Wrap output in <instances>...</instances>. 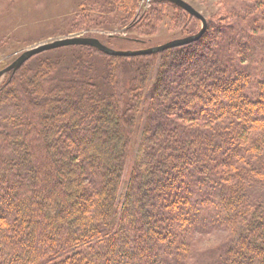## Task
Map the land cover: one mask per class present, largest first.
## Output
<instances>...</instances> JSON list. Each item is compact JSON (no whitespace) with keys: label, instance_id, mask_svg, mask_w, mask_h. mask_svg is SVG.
<instances>
[{"label":"trees","instance_id":"obj_1","mask_svg":"<svg viewBox=\"0 0 264 264\" xmlns=\"http://www.w3.org/2000/svg\"><path fill=\"white\" fill-rule=\"evenodd\" d=\"M112 1L120 2L130 16L140 3ZM150 2L154 9H172L184 19L197 20L173 4ZM205 20L207 29L197 42L155 55L107 57L113 64L107 67L114 79L111 89L118 85L114 76L123 61H142V77L135 75L127 89L119 83L120 92L109 89L110 97L119 99L111 112L102 106L93 83L69 79L56 85L53 75H43L50 72L44 68L30 77L29 62L4 76L0 264H264V202L256 201L255 192H247L240 182L228 187L227 177L211 166L200 171L203 157L234 165L245 156L240 152L245 146L244 160L253 161L246 162L254 174L248 182L259 184L264 178V128H259L264 124V78L250 73V63L244 61L262 41L257 29L246 34L233 23ZM191 25H182L187 35L181 39L200 32ZM227 34L235 35L228 39ZM78 47L92 56L105 55L88 46L70 48ZM254 86L257 92H251ZM75 87L88 92L72 99ZM141 98L148 103L146 122L151 124L145 125L139 164L132 168L118 208L126 166L123 150L130 149L136 116L141 117L130 100ZM116 111L118 124L109 135L107 114ZM256 126L263 133L259 139L252 132ZM241 169L234 173L238 181L244 179ZM15 190L21 197L16 206L11 201L18 196ZM13 206L16 213L8 211ZM170 210L177 214L163 223ZM202 214L206 222L198 226ZM223 227L230 236L220 245L206 252L194 249L197 235H217Z\"/></svg>","mask_w":264,"mask_h":264},{"label":"rangeland","instance_id":"obj_2","mask_svg":"<svg viewBox=\"0 0 264 264\" xmlns=\"http://www.w3.org/2000/svg\"><path fill=\"white\" fill-rule=\"evenodd\" d=\"M184 1L213 23L215 22L221 25H230L233 23L241 31L245 32L246 30L249 31V29H257L256 33H258V35L256 36L260 38L262 43L260 45H253L252 50L254 54H248L250 57L245 58L244 61L250 63V71L248 70L250 73L256 75L258 78H264V0ZM122 7L123 5L120 2L116 3V1L113 2L112 0H0V71L9 67L26 51L65 38H95L114 51L134 52L160 47L172 40L184 38L187 34L182 33L180 29L182 25L188 26L192 24L191 26L195 31H201L203 27L199 20L184 19L180 14L178 16L172 9L152 8L150 0H140L137 10H135L132 16H130V14L126 15V11H124ZM246 34L248 33L246 32ZM234 35L231 36L227 34V37L231 39ZM133 39L140 40L142 43L136 44L132 42ZM229 49H231V47H229ZM226 50H228V48L223 49V54L226 53L224 52ZM107 57L109 56L89 55L85 50L79 47H66L47 51L33 57L28 61L29 63L26 64V68L31 66L30 68L33 69L30 77L36 72L43 73L42 68L47 69L50 72L43 75H53L54 77H51L58 80L56 85H61L59 80L68 81L69 79H76L79 83L88 82V85L95 84L96 88L98 87L97 95H100L99 101L107 112H111L109 109H111L112 106L115 107L117 104H114L113 101H118L119 99L116 98L117 95L115 94L114 97H110L112 96L110 93L113 90L120 92L119 83L123 84V88L127 89V86H129L127 82L129 81L130 83V81H133L135 75H141L142 77V68H140L142 61H137L138 63H136V61H123L124 64L120 66L122 69L119 68V73L116 72L117 74L114 76L115 80L117 79L119 87L115 85V88L111 89L112 84L109 82L113 77L108 72L107 67L108 64L111 66L113 64ZM192 63H199V61H192ZM192 63H188V65ZM156 69L157 67H154L152 72ZM4 78L5 77L0 80V84ZM153 80L154 79L150 82V87L145 91L146 94L150 92ZM256 86L250 88L252 89L251 92L258 91V86ZM109 89L111 92H108ZM143 90H145V88ZM84 91L87 94V89L75 87L74 95L71 94L69 97L75 98L79 93L83 95ZM61 95L65 97L64 94ZM126 95L127 93L125 92V96ZM152 99L153 96L148 99L149 104ZM130 101L132 106H138L141 117L136 116L135 121H137V126L134 127L130 149L123 150L126 166L122 177L119 203L117 202L116 205L118 208H120L121 195L125 193L127 180L129 179L130 173H132V168L135 164H139V162H137L139 144L146 132L145 125L147 126V123L148 125L151 124L150 121L146 122L147 101L142 102V98L140 100L132 99ZM152 104H154V102H152ZM151 107L156 110L155 106L151 105ZM117 111L114 114H107V118L111 120V127L109 129L107 127L106 129L109 135L112 133L108 132V130L115 128V122L118 124L117 115L119 112ZM159 111L163 112L162 110ZM160 117L161 121L164 122L166 119L165 114H161ZM154 122L156 123V120H154ZM257 127L258 126L255 128L257 129ZM17 128H21V126ZM259 128H264V124H262V126L260 125ZM256 129L252 131L253 136L256 137L255 139H259L263 133L260 129ZM108 138L112 139L113 137L108 136ZM25 139H27V136ZM203 139L206 138L204 137ZM156 145L155 143V146ZM235 149H237L236 146ZM246 150L247 148L244 146V150H240V152L246 156ZM20 151L24 152L25 150ZM245 156H242V160L240 161L239 159L234 165H226L228 162L226 164H224V162L220 164L219 161L221 160H219L218 157L215 159L203 157L204 161L202 162H204L205 168L200 171L206 170L205 172H207L208 168L211 166L213 171L216 170V174L227 177L229 180L227 181L228 187L233 188L237 182H240L241 186H244L247 192H250V190L255 192L254 199L262 203L264 202V178L261 176V179H258L261 180L259 184L248 182V180H252L251 177H254V174H250V169L246 167V162L253 163V161L244 160ZM248 156L250 157L249 154H247V157ZM238 167L242 168L240 170V176L244 178L239 181L234 177V173ZM211 175L213 176V180H215V175L213 173H211ZM204 178L206 181L210 180V178L206 176H204ZM15 192L18 193V190H15ZM17 195V197L13 196L11 200L13 202L12 204L18 202L21 198L19 193ZM42 195L43 192L40 193V196ZM14 206L16 205L14 204ZM14 206L11 210H8L10 213L16 211V207ZM246 210L248 209L244 208V211ZM174 212L175 210L166 212L167 219L162 222L166 223L169 221V216H171V214L172 218H174L177 214ZM226 213L229 215L228 212ZM202 220H204L203 214L198 216L195 224L198 223V226H203L206 221ZM184 235V233L181 234L180 240L183 239L181 237ZM228 236L230 235L226 228H224V231L221 230L217 233V235H197L193 239L194 245L196 244V248L194 246V249H198L199 252H206L207 249L209 250L212 246L220 245L224 238ZM193 242L191 241V245Z\"/></svg>","mask_w":264,"mask_h":264},{"label":"water","instance_id":"obj_3","mask_svg":"<svg viewBox=\"0 0 264 264\" xmlns=\"http://www.w3.org/2000/svg\"><path fill=\"white\" fill-rule=\"evenodd\" d=\"M150 1L167 2V3L173 4L176 7L184 10L190 16L196 18L202 23L203 27L201 31L195 36H191V37L181 39V40L172 41L160 47L151 48L148 50L134 51V52L114 51L106 47L105 45H103L98 39H95V38H84V37L83 38H65V39L57 40L52 43L44 44V45H41V46H38L31 50L26 51L19 58H17L9 67L0 71V80L8 73L19 70L25 63H27L33 57H36L47 51H53V50L66 48V47L88 46L110 57L133 58V57H140V56L155 55L163 51H166L168 49L189 45L191 43L197 42L205 33L207 29L205 18L200 13H198L196 10H194V8L190 4L185 2L184 0H150Z\"/></svg>","mask_w":264,"mask_h":264},{"label":"bare ground","instance_id":"obj_4","mask_svg":"<svg viewBox=\"0 0 264 264\" xmlns=\"http://www.w3.org/2000/svg\"><path fill=\"white\" fill-rule=\"evenodd\" d=\"M4 204V202H2Z\"/></svg>","mask_w":264,"mask_h":264}]
</instances>
